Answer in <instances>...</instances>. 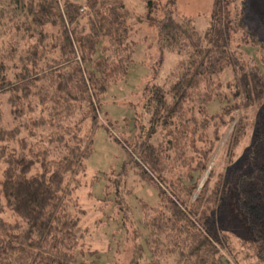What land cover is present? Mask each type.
I'll use <instances>...</instances> for the list:
<instances>
[{"label":"trees","instance_id":"obj_1","mask_svg":"<svg viewBox=\"0 0 264 264\" xmlns=\"http://www.w3.org/2000/svg\"><path fill=\"white\" fill-rule=\"evenodd\" d=\"M155 1H147L148 20L161 46L183 58L162 82L147 83L137 134L124 146L140 178L157 187L159 204L143 205L144 233L130 216L129 189L113 178L107 186L115 187L126 229L121 248L133 240L126 263L106 264H226L229 255L264 264L260 58L230 47L242 25L231 17L230 0H215L203 33L191 16L172 10L157 19ZM130 16L123 0H0V93H8L14 122L5 127L0 110V264H91L89 255L100 256L75 189L102 122L99 99L126 79L132 62ZM225 70L232 73L226 81ZM232 120L230 148L247 131L250 144L241 163L215 172L211 156ZM222 212L242 223L243 237L220 227Z\"/></svg>","mask_w":264,"mask_h":264},{"label":"rangeland","instance_id":"obj_2","mask_svg":"<svg viewBox=\"0 0 264 264\" xmlns=\"http://www.w3.org/2000/svg\"><path fill=\"white\" fill-rule=\"evenodd\" d=\"M123 1L131 13L128 42H130L132 62L126 79L111 84L99 99L102 122L93 131V148L85 160L86 170L79 174L82 184L75 189L78 203L86 210L82 223L88 226L91 246L101 253L100 256L89 255L95 260L91 264H106L116 260L126 263L129 245H132L133 239L130 240L129 245L125 239V245L121 248L126 229L122 225L124 212L121 208H118L117 213L115 212L114 205L118 204L115 187L107 186L113 182V178L122 177L124 188L129 189L128 194L125 192L126 201L131 209L129 214L135 224L144 233L147 232L142 222L143 205H158L159 192L154 184L142 180L137 174L136 166H131L128 162V149L137 134L136 118L142 109V92L145 86L150 81L162 82L174 63L180 57L183 58V53L171 52L161 46L158 27L151 24L147 17L148 0ZM157 1L153 10V16L157 19L164 18L166 12L170 10L176 14L188 15L192 17L193 24L201 33L211 23L215 0ZM229 9L231 17H237V23H242L236 27L230 47L240 51L244 58H260L264 72V0H230ZM8 36L9 32L4 38ZM231 74L229 70H225L220 77L226 81ZM7 94V92L0 93V110L5 127L14 125V122H11ZM209 109L211 112H216L219 109L218 101L213 100ZM239 113L241 111L235 112L236 115ZM235 120L221 128V138L215 146L210 162V167L214 164L215 172L222 170L226 165L241 163L243 153L250 144V131H247V135H244L239 145L230 148L228 140ZM87 130L88 126H84V132ZM105 199L106 202L103 204ZM103 206L104 212L101 209ZM112 213L113 217H110ZM96 219H101L99 221L101 226L97 227ZM104 220L105 224H103ZM217 220L220 227L229 232L233 239L238 240L245 235L242 223L231 219L226 212L220 213Z\"/></svg>","mask_w":264,"mask_h":264},{"label":"built area","instance_id":"obj_3","mask_svg":"<svg viewBox=\"0 0 264 264\" xmlns=\"http://www.w3.org/2000/svg\"><path fill=\"white\" fill-rule=\"evenodd\" d=\"M83 9V8H82ZM227 262L226 264H241V263H237L232 257H227Z\"/></svg>","mask_w":264,"mask_h":264}]
</instances>
